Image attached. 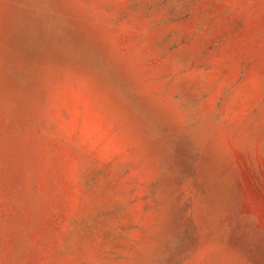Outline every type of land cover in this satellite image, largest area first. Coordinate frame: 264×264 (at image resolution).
Returning <instances> with one entry per match:
<instances>
[{
  "label": "rangeland",
  "instance_id": "1",
  "mask_svg": "<svg viewBox=\"0 0 264 264\" xmlns=\"http://www.w3.org/2000/svg\"><path fill=\"white\" fill-rule=\"evenodd\" d=\"M0 264H264V0H0Z\"/></svg>",
  "mask_w": 264,
  "mask_h": 264
}]
</instances>
